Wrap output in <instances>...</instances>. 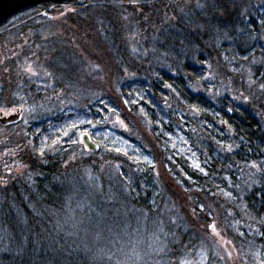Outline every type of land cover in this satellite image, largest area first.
Listing matches in <instances>:
<instances>
[{
	"label": "rangeland",
	"instance_id": "1",
	"mask_svg": "<svg viewBox=\"0 0 264 264\" xmlns=\"http://www.w3.org/2000/svg\"><path fill=\"white\" fill-rule=\"evenodd\" d=\"M130 5L136 7L135 3ZM49 10L54 29L51 37L55 39L58 53L69 56L72 71L66 74L67 78L60 75L55 71L59 68L45 58V52L43 59L20 58L15 68H19L22 80L15 87L11 88L15 80L5 82V87L0 84V91L4 89L0 113L22 110L19 123L0 125V193L9 191V195L18 197L23 187L29 189L22 193L24 202L18 207L12 201L7 207H0V255L18 254L14 249H17L15 242L19 233L24 232L22 236L30 231L38 233L34 228L38 225L32 224L27 230L22 213L34 223L42 224L30 194L35 193L34 177L39 176L44 158L50 157L55 161L58 174L50 179L49 185L58 191L67 190L61 200H64L62 210L66 218L57 214L47 226L42 224L51 227L48 236L57 238L54 241L57 247L76 248L77 254H89L93 264H98L95 261L104 264H264V213L262 217L257 215L264 200L259 184L264 167L250 161L248 155L239 153L236 156L239 139L229 129L211 124L193 108L181 106L176 96L179 93L174 89H166L162 107H171L169 111L177 119L171 131L162 132L163 143L159 146L152 136V127L144 118L117 102L121 77H116L113 61L109 57L96 61L81 52L80 41L72 39L69 42L65 39L68 37L63 36L64 27L58 22L63 18H76L77 11L64 5L58 11ZM254 12L264 13V0L257 1L252 14ZM253 23H249L251 29L255 28ZM258 23L260 25L261 20ZM246 35L250 39L248 43L253 42L257 48L262 46L264 51V32L254 36L247 32ZM243 36L240 29L238 33L219 39L220 53H207L205 66L194 63L195 60L191 63L202 75L190 85L191 92L202 93L210 103L218 97H226L225 100L231 102V110L235 109L234 104L251 110L264 130V65L258 55L245 57L249 53L244 49L249 45L245 44ZM128 47L134 48L132 44ZM143 56L137 53L131 60ZM159 63L161 72L169 71L167 60ZM145 74L148 75V71ZM53 76H59L57 81L63 79V91L56 88ZM95 104L97 109L107 105L108 109L115 107L118 111H109L99 119L89 115V109ZM84 134L91 136L97 146L96 153L83 144ZM40 139L46 145L38 151ZM116 147L123 155L125 152L135 154V158H125L128 170L133 167L138 173L137 167L142 163L149 167L147 172L155 183L157 199L148 202L145 210L138 206L126 209L127 203L123 202L120 216L114 215L118 221L94 225L96 206L90 201L110 205L116 202L111 199V192L121 189L115 174L124 162L117 156ZM166 152L175 156H168ZM253 164L256 167H252ZM40 182L45 190L49 189L44 180ZM200 182L205 183L204 187L199 188ZM105 183L109 191L103 189ZM119 198L122 197L114 199ZM0 200L3 202L2 196ZM89 216L93 217L92 226L83 221ZM84 223L88 229L91 227V235L84 230ZM212 224L215 232L210 227ZM7 232L14 233V237L9 236L14 249L5 240ZM30 236L33 238L32 234ZM78 237H81L80 245L85 242L90 247L80 249L75 245ZM36 244L47 247V240ZM57 253L60 254V250ZM38 254L33 251L31 264ZM21 256L16 259L20 260Z\"/></svg>",
	"mask_w": 264,
	"mask_h": 264
},
{
	"label": "trees",
	"instance_id": "2",
	"mask_svg": "<svg viewBox=\"0 0 264 264\" xmlns=\"http://www.w3.org/2000/svg\"><path fill=\"white\" fill-rule=\"evenodd\" d=\"M257 1L116 0L111 2V0H72L60 4L42 3L16 15L8 21L7 25L0 27V84L5 87V82L15 80L11 88L15 87L22 80L19 68H15L20 58L34 56L43 59L45 52H47L45 58L51 62L49 64L59 68L55 71L60 72V75H64L65 78L68 77L66 74L72 71L71 63L68 60L69 56L62 52L58 53L56 50L55 39L51 37L54 29L50 21L52 13L49 10H57L62 5L68 6L76 10L77 13L74 19L63 18L58 22L61 27H64L63 36L68 37L65 39L69 42L72 39L80 41L78 47L81 52L93 59L95 58L96 61H102L105 57H109L113 61L116 77H121L116 93L117 102L144 118L147 125L152 127V136L159 146L163 143V134L167 130L171 131L172 123L175 124L173 121L177 119L170 113L169 109L171 107H168V109L162 107V102L167 93L166 89H174L179 93L176 96L181 106L193 108L197 113L200 112L205 119H209L211 124L229 129L239 139V142H237L239 152L236 151V156L239 153H241V156L248 155L250 161L264 167V130L256 115L251 110L238 104H234L235 109L231 110V102L225 100L226 97L223 99L218 97L217 100L210 103L202 93L192 94L190 86L193 82L195 83L202 78L199 68L191 63L195 60L194 63L205 66L207 63L205 55L207 53L211 51L220 53L218 48L219 39L222 40L224 37L238 33L240 29L244 33L243 40L245 44L249 45L246 48L247 50L244 49L245 53H249L245 57L258 55L257 58L264 65L263 47L257 48L253 46V42L248 43L250 39L246 35L247 32H250L253 36L264 32V13L254 12L252 14ZM130 3H135L136 7H131ZM198 5H202V7H198ZM258 20H261L260 25ZM12 21L15 22L7 27ZM251 22H254V29L250 28L251 25L249 26ZM247 28L249 31H247ZM82 32L87 33V35H79ZM73 33H76V35L73 36ZM128 44H132L134 48L131 49ZM252 48H256V50ZM130 50L134 52L131 53ZM137 53L144 55L143 58L132 61L131 56ZM49 54H53V56L49 57ZM146 55L149 56L146 57ZM163 60H167L169 71L173 70L176 73L161 72L158 65ZM200 68L204 69L202 66ZM146 71H148V75L145 74ZM132 73L135 76L134 79H131L133 76L129 77ZM262 74L264 75V66H262ZM59 76H53L54 82L56 88H61V91H63L65 86L63 79L57 81ZM3 93L4 89L0 91V97L3 96ZM97 108L96 104L93 105L89 109V115L103 119V116H106L109 111L113 113L118 111L115 107L108 109L107 105H101L100 109ZM41 143L42 139L37 142L39 144L37 146V148L39 147L38 151L46 145V143H42V145ZM97 143L104 144L102 141ZM166 147L168 150V143ZM117 149L118 147H116ZM116 154L121 162H124L123 166L117 168L115 174L117 184L121 189L118 192H111L113 195L111 199L116 202L110 205L104 206L103 202L90 201L92 205L96 206V209H94L96 215L90 213V216L94 215V225H105V223L115 220L114 215L120 216L121 203L123 202L127 203L125 205L126 209L138 206L145 210L148 208V202L157 199L155 183L149 172H147L149 167L142 163V166L137 167L138 173L133 167L128 170L129 165H127V162L125 163V158L127 160L135 158V154L125 152L126 155H123L121 151H116ZM166 154L175 156L172 152H166ZM212 154L214 153L212 152ZM39 172V176L37 174L33 181L35 187L33 191L35 193L30 194V197L33 199V203H36L39 216H41V223L47 226L57 214H60L61 218H66V213H63L62 210L64 200H61L64 199L62 195L67 190L58 191L55 186L49 185L52 182L50 179L56 178L58 174L55 170V161L51 160L50 157L44 158V166L40 167ZM41 180L49 185L48 190L42 187ZM259 184L262 187L261 193L264 199V171ZM198 185H201L199 187L201 188L205 183L200 182ZM109 188L105 183L103 189L109 191ZM26 190L29 189L23 187L18 197L9 195V191L0 193V199L2 196L3 200V202L0 200V207H7L10 201L16 203V207H18L19 204L24 202L22 193ZM116 197L122 198L114 199ZM261 203L257 214L259 217H262L264 213V200ZM68 210L70 211L72 208ZM72 213L76 214L74 211ZM90 216L83 221L89 222V225L92 226L91 219L93 217L90 218ZM22 219L26 222L27 230H30L32 224L38 225L34 227L38 233H31L30 231L27 233L28 236H22L24 232L19 233L15 242L17 249H14L12 239V242H9V236L14 237V233L7 232L8 236L6 235L5 240L8 246L19 252L18 254L0 255V264H31L29 260L33 258V251H37L39 254L32 264H93L90 261L89 254L85 256L77 254L78 251L76 250L78 249L76 248L57 247L54 244L57 238L48 236V232L52 230L51 227L36 224L25 217L23 213ZM86 223L82 224L83 228L88 232V235H91V227L89 229L85 227ZM80 238H76L78 239L76 243L71 239V243L79 245L80 249L90 247L85 242L83 246L80 245ZM33 239L35 240L34 243L31 242ZM43 239L47 240V247L37 246L36 243ZM63 241L61 239L62 245ZM24 244H27V246L23 247ZM21 250L24 251L23 254ZM57 250H60V254L57 253ZM50 251L52 253H49ZM20 255H22L21 259L17 260L16 258ZM4 257L6 258L4 259ZM95 263L104 264L99 261H95Z\"/></svg>",
	"mask_w": 264,
	"mask_h": 264
},
{
	"label": "water",
	"instance_id": "3",
	"mask_svg": "<svg viewBox=\"0 0 264 264\" xmlns=\"http://www.w3.org/2000/svg\"><path fill=\"white\" fill-rule=\"evenodd\" d=\"M69 1L72 0H0V26L5 24L12 17L39 4H60ZM21 114V109H16L13 113L6 115L0 113V124H16L20 121ZM83 143L89 150L93 152L97 151V146L89 140L88 135L83 136Z\"/></svg>",
	"mask_w": 264,
	"mask_h": 264
},
{
	"label": "snow or ice",
	"instance_id": "4",
	"mask_svg": "<svg viewBox=\"0 0 264 264\" xmlns=\"http://www.w3.org/2000/svg\"><path fill=\"white\" fill-rule=\"evenodd\" d=\"M198 7H202V5H198ZM34 74H35V73H34ZM113 110H114V109H113ZM229 150H231V149L229 148ZM117 151H119V149H117ZM252 167H256V165L253 164ZM201 210H202V209H201ZM210 227L212 228V231L215 232V225L212 224V225H210Z\"/></svg>",
	"mask_w": 264,
	"mask_h": 264
},
{
	"label": "bare ground",
	"instance_id": "5",
	"mask_svg": "<svg viewBox=\"0 0 264 264\" xmlns=\"http://www.w3.org/2000/svg\"><path fill=\"white\" fill-rule=\"evenodd\" d=\"M22 251V250H21Z\"/></svg>",
	"mask_w": 264,
	"mask_h": 264
}]
</instances>
